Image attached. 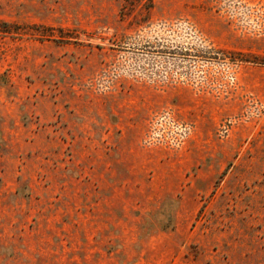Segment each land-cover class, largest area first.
<instances>
[{
	"label": "rangeland",
	"instance_id": "obj_1",
	"mask_svg": "<svg viewBox=\"0 0 264 264\" xmlns=\"http://www.w3.org/2000/svg\"><path fill=\"white\" fill-rule=\"evenodd\" d=\"M0 264H264V0H0Z\"/></svg>",
	"mask_w": 264,
	"mask_h": 264
},
{
	"label": "built area",
	"instance_id": "obj_2",
	"mask_svg": "<svg viewBox=\"0 0 264 264\" xmlns=\"http://www.w3.org/2000/svg\"><path fill=\"white\" fill-rule=\"evenodd\" d=\"M184 133V132H183Z\"/></svg>",
	"mask_w": 264,
	"mask_h": 264
}]
</instances>
